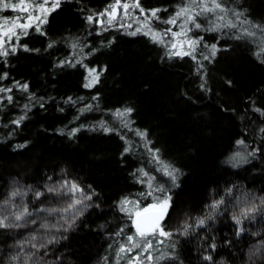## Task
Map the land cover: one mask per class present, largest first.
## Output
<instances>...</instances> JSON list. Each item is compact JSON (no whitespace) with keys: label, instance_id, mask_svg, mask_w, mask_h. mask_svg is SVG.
Returning a JSON list of instances; mask_svg holds the SVG:
<instances>
[{"label":"trees","instance_id":"trees-1","mask_svg":"<svg viewBox=\"0 0 264 264\" xmlns=\"http://www.w3.org/2000/svg\"><path fill=\"white\" fill-rule=\"evenodd\" d=\"M24 1L48 13L0 47V264H264V52L236 38L259 37L264 0H218L251 24L198 16L183 55L167 21L191 0ZM119 4L161 42L111 20ZM166 197L172 235L144 251L134 213Z\"/></svg>","mask_w":264,"mask_h":264},{"label":"snow or ice","instance_id":"snow-or-ice-1","mask_svg":"<svg viewBox=\"0 0 264 264\" xmlns=\"http://www.w3.org/2000/svg\"><path fill=\"white\" fill-rule=\"evenodd\" d=\"M197 0H192V4H196ZM192 4L181 8L177 13H176V17H174L172 20L167 21V23L169 24H174L176 21L177 17L180 16H185L186 17V24L187 23H191L194 25L195 28H201V24L196 22V17L199 15H204L206 13H216L219 12L220 15L216 16V22H213L210 26L211 31H219L222 28H237L238 26L241 25H248L251 24V21L245 19V20H240V16L242 15V13L236 12L235 10H230L226 7H224L220 2H218V0H212L211 2V7L208 6L207 0H200V3L197 5L200 8L199 12H196L194 10V8L192 7ZM138 7V5H136ZM0 7L2 8H12V9H17L19 8L20 10H24L27 11V9L29 7H31L34 11L38 10L40 12H45L46 9H44L43 5H38V6H30V5H25V4H20V5H15V4H9V3H0ZM125 8H127V5H124ZM141 11H143V9H141ZM229 11L232 12V15L236 17L238 23L233 22V20L228 17V13ZM155 11H153L151 13V15L155 16ZM39 18V17H37ZM26 23H17V21L19 20V18L17 17L15 20H5L3 22V27L7 28V31L3 33V35H7L9 36V38L11 36H16L17 40L19 39V36L16 34L15 29L16 28H20V29H27L28 27H30V22L32 21L33 17L29 14L25 17ZM89 21H91L93 18L92 17H88ZM109 23H111V21H109ZM8 25H11L10 27H8ZM253 27L255 29H257L260 33V36L257 37V31H249L247 28H243V31L241 33V36L236 37L237 39L240 38H244V37H248V38H257L259 39L262 43H264V28H262L259 25H253ZM37 30H39V27L37 26ZM135 34V33H133ZM173 35H179L177 33H173ZM159 36V33L154 35V39L157 38ZM198 43V41H191L190 45ZM51 46V45H49ZM176 45L173 44V48H175ZM212 54L215 55L216 52V45H212ZM13 51H15V48L12 49ZM261 51L264 52V47H261ZM5 55L7 54L6 52L4 53ZM174 55H183V54H190V53H181L179 51L174 52ZM94 71V70H93ZM96 79L98 80V77H96ZM92 84H86L85 87H91ZM26 87V86H25ZM132 112L131 108H126L124 111H120L117 110L116 115L118 117H126L128 115H130V113ZM15 123H19V120L15 121ZM103 127V125H101ZM127 122L124 123V127H127ZM105 131H111V129L105 128ZM137 135L141 136V137H146L147 133L146 132H139L137 131ZM238 143H243L242 141H239ZM125 151H129L128 148L125 149ZM158 151V150H157ZM237 156H239V153H237ZM158 160V157H156ZM232 159H236V157H233ZM162 164V167L164 169V172L166 175L172 177L173 180H175V172L177 171L176 169H172L171 171H169V165L167 164ZM144 175H147V173H144ZM72 190H78L76 189L75 185L71 186ZM149 188H151V183L149 182ZM160 192H163L164 189L163 188H159L157 189ZM49 191H52V189H49ZM17 195H20V193L18 191L13 192L12 196L15 197ZM39 195V194H37ZM149 196L152 195L151 191L148 193ZM154 201L157 200L158 198L153 197ZM170 200V197H166L164 200L159 201V204L157 203H152L150 205H148L147 207H144L143 209H140L138 211H135L134 215H135V227H136V232L137 235L143 239L144 244H145V248L144 251H148V249H150L152 247V241L151 239H149V237H158V236H163V237H170L172 235L171 232H166L162 226V221L164 219L165 216V212L166 209L168 207V202ZM81 203V201H75L74 204H79ZM122 203L127 204V203H133L134 205L137 204L138 202H130V201H123ZM74 207V205H70V208ZM122 211H126L129 212L130 210L127 208H122ZM64 211H68V209H65ZM31 215V213L28 212L27 208H25L23 210V212L19 213V214H15L14 219L16 221H20L21 219H23L25 216H29ZM7 218H0V228H5V227H9L10 225L5 223L4 221ZM33 223H35V221H32ZM239 223V221H237ZM201 224H203V221H200ZM19 226V225H17ZM43 227H47V225H42ZM129 241L133 240V237H129L128 238ZM33 247H35V245H33ZM134 247L139 248L140 244L137 243L134 245ZM131 249H129L130 251ZM121 252H124L125 249L121 248L120 249ZM13 259H17V258H13ZM136 259H139V257H136ZM208 259H210V257H208Z\"/></svg>","mask_w":264,"mask_h":264},{"label":"rangeland","instance_id":"rangeland-1","mask_svg":"<svg viewBox=\"0 0 264 264\" xmlns=\"http://www.w3.org/2000/svg\"><path fill=\"white\" fill-rule=\"evenodd\" d=\"M211 2H212V0H207V3H208L209 7H211ZM0 3H9V4H15V5H20V4L23 3L25 5L33 6L31 3L27 2V1H24V0H20V1H16V2L13 1V0H9V1L0 0ZM199 3H200V0H197L196 4H192V0H191L186 6L192 4V7L194 8V10L196 12H199L200 8L197 6ZM127 6L128 7L125 8L124 5H120V4L117 5L114 8V10H112L110 12L111 13V14H109L110 19L111 20H115L116 18H118L120 13L123 11V16H124L123 18H124V21H125L126 25L128 27H134V28L136 27V29L133 32H143V33H146L147 35H149L152 39H154L153 37L157 33L154 32L153 30H151L150 28H148L145 25L141 26L140 24L143 23V20H141L142 22L137 20V19L131 20L132 18H134V14L129 10V5H127ZM43 7H44V9H46L45 12H40L38 10L34 11L31 7H29L27 9V11L20 10L19 8L15 9V10L13 9L17 14L11 12L10 15H5L4 18H0V47H2L3 45L7 44V42L14 37V36H11L9 38V36L3 35V33L7 31V28L2 26L3 22L5 20L11 21V20H15L18 17L19 20L17 21V23H26L28 21H26L25 17L30 14L33 17L32 21L30 22V27L33 26V25L42 24L44 22V20H45V17L47 15V13H48V7H46V6H43ZM217 15H218V12H216V13H206L204 15H199V17L200 18H207L208 20H212L213 22H216V16ZM37 17H39V18H37ZM185 21H186V17L185 16L177 17L175 23L171 24V26H169V28L172 31V35H173V33L179 34V35H175V36L173 35V37H172V43L176 45V47L174 48L175 51L176 52L179 51L181 53H183V52L190 53L195 48V44H196L195 43V44H192L191 46H189L191 41H195L194 40V36H192L191 33L194 30L199 29V28H195L194 25L191 24V23H187L186 24ZM196 22L200 23L201 21L200 20H196ZM10 26L11 25H8V27H10ZM30 27H28L26 30L25 29L16 28L15 32L17 34V33L21 32V31H27ZM154 40H156L158 42L159 41L161 42V36L159 35ZM258 41H259V44H262V47H264V43H262L259 39H258ZM172 48H173V45H172ZM126 118H127V116H126ZM122 122L125 123L127 121L126 120L125 121L122 120ZM127 125L129 126V122L127 123ZM167 211H168V207L166 209L165 216H166ZM133 221H134V224H135V217H134Z\"/></svg>","mask_w":264,"mask_h":264},{"label":"water","instance_id":"water-1","mask_svg":"<svg viewBox=\"0 0 264 264\" xmlns=\"http://www.w3.org/2000/svg\"><path fill=\"white\" fill-rule=\"evenodd\" d=\"M136 219V218H135ZM164 220V219H163ZM163 222V221H162Z\"/></svg>","mask_w":264,"mask_h":264}]
</instances>
